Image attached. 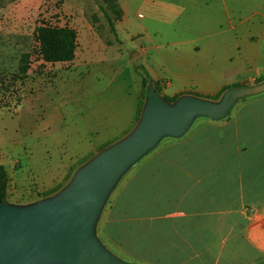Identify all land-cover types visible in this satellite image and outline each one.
I'll list each match as a JSON object with an SVG mask.
<instances>
[{
  "label": "crops",
  "instance_id": "obj_1",
  "mask_svg": "<svg viewBox=\"0 0 264 264\" xmlns=\"http://www.w3.org/2000/svg\"><path fill=\"white\" fill-rule=\"evenodd\" d=\"M174 1L203 9L175 7ZM141 3L151 7L143 29L176 47L165 60L175 71L152 78L163 81L170 97L215 96L264 76V0ZM170 33L175 37L167 41ZM119 92L108 114L91 111L85 127L91 147L77 158L116 145L136 123L143 80ZM189 134L175 143L182 151L171 144L169 152L149 158L146 190L137 189L131 210L117 206L116 249L126 253L136 245L130 233L146 236L145 264H264V92L239 99L225 118Z\"/></svg>",
  "mask_w": 264,
  "mask_h": 264
},
{
  "label": "rangeland",
  "instance_id": "obj_2",
  "mask_svg": "<svg viewBox=\"0 0 264 264\" xmlns=\"http://www.w3.org/2000/svg\"><path fill=\"white\" fill-rule=\"evenodd\" d=\"M120 2L0 0V165H4L9 174V205L28 208L65 193L81 170L101 154L92 153L84 161L77 158L91 147L92 138L85 128L91 111L108 114L115 108L120 98L119 90L126 83L134 86L138 79L147 77L149 84L142 97L141 118L118 141L123 142L135 134L142 121L150 93L157 82L152 78L157 73L164 75L168 74L167 70L175 71L173 66L165 65V60L176 52V47L168 45L166 39H161L163 36L143 29L149 20L151 7L141 0ZM170 3L175 7L187 8L189 5L195 9L197 6V3L181 1ZM120 4L126 12L125 22L122 21ZM100 6L110 15L115 31ZM44 25L68 26L77 31L78 48L73 62H43L38 52L36 33ZM164 37L170 41L175 34ZM162 42H165L164 49H161ZM25 53L32 56L30 70L26 77L16 80L19 63ZM160 82L163 91L155 90L172 110H176L184 98L221 107L229 91L253 89L264 84L256 81L240 83V87L231 88L214 100V96L193 92L170 97L172 92L165 90L163 81ZM212 120L215 119L196 115L182 136L163 135L154 148L118 176L92 228L94 240L115 259L126 264H145L146 236L142 234V238L128 233L132 240H136V245L131 244L126 253L117 250L112 241L116 235L117 206L121 203V211L126 208L130 211L131 198L137 196V189L146 190L149 158L169 152L171 144L176 151H182L181 146H175V143L183 141L202 123ZM194 145L192 143L188 149ZM53 188L54 193L50 192ZM124 199H128V203L121 202Z\"/></svg>",
  "mask_w": 264,
  "mask_h": 264
},
{
  "label": "water",
  "instance_id": "obj_3",
  "mask_svg": "<svg viewBox=\"0 0 264 264\" xmlns=\"http://www.w3.org/2000/svg\"><path fill=\"white\" fill-rule=\"evenodd\" d=\"M264 92L229 91L221 107L184 98L176 110L154 89L135 134L102 151L61 196L28 208L0 205V264H126L107 253L92 236L103 201L118 176L156 146L163 135L182 136L196 115L225 118L240 99Z\"/></svg>",
  "mask_w": 264,
  "mask_h": 264
},
{
  "label": "trees",
  "instance_id": "obj_4",
  "mask_svg": "<svg viewBox=\"0 0 264 264\" xmlns=\"http://www.w3.org/2000/svg\"><path fill=\"white\" fill-rule=\"evenodd\" d=\"M95 1L99 3V0H95ZM100 9L104 12L112 30L115 31V26L110 15L104 10L102 6H100ZM36 38L39 44L38 52L43 62L55 64V63H70L75 60L76 52L78 48V33L75 29L70 28L68 26L51 27L44 25L37 29ZM31 57L32 56L30 53H25L22 55L18 67V74L17 77H15L16 80L17 78L18 80L23 79L28 75L31 66ZM263 82H264V76L256 80V83H263ZM148 84H149L148 78L144 77L143 78L144 89L146 86H148ZM154 86L157 91L159 92L163 91L160 81L155 82ZM238 87L240 86L239 85L227 86L223 88L212 99L217 100L229 89L238 88ZM167 100L170 99L167 98ZM172 101H174V99H172ZM142 105L143 103L141 101L136 117V122H139L141 118ZM84 160L86 159H82L80 161H84ZM9 182H10L9 174L5 166L0 165V205L5 204L6 201L8 200ZM54 190L55 189L53 188L52 190H50V192H53Z\"/></svg>",
  "mask_w": 264,
  "mask_h": 264
}]
</instances>
